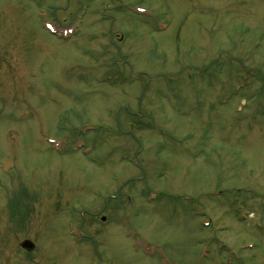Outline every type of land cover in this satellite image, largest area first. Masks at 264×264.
I'll return each instance as SVG.
<instances>
[{"label": "rangeland", "instance_id": "1", "mask_svg": "<svg viewBox=\"0 0 264 264\" xmlns=\"http://www.w3.org/2000/svg\"><path fill=\"white\" fill-rule=\"evenodd\" d=\"M92 262L264 264V0H0V264Z\"/></svg>", "mask_w": 264, "mask_h": 264}, {"label": "flooded vegetation", "instance_id": "2", "mask_svg": "<svg viewBox=\"0 0 264 264\" xmlns=\"http://www.w3.org/2000/svg\"><path fill=\"white\" fill-rule=\"evenodd\" d=\"M6 173H10L9 171L6 172ZM101 225H107V219L105 218H101ZM68 235H72L73 239L75 240V243L76 242H79V241H83L85 240L86 242L87 241H91L89 240V236L85 235L81 229V227H78V224L75 225V228L74 227H70V230L68 231ZM77 244V243H76ZM23 249V248H22ZM24 250V249H23ZM26 251V250H25ZM33 251V250H32ZM26 252H31V251H26ZM92 264H95L92 262Z\"/></svg>", "mask_w": 264, "mask_h": 264}, {"label": "water", "instance_id": "3", "mask_svg": "<svg viewBox=\"0 0 264 264\" xmlns=\"http://www.w3.org/2000/svg\"><path fill=\"white\" fill-rule=\"evenodd\" d=\"M11 167H13V164L10 163V162H5V163L3 164V169H4V171H8L9 168H11ZM22 248H23L24 250H26V251H32V250H34L35 246H34V244H33L32 242H30V241H25V242L22 244Z\"/></svg>", "mask_w": 264, "mask_h": 264}]
</instances>
